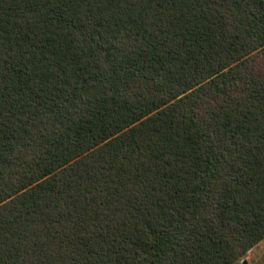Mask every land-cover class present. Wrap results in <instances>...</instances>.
<instances>
[{
	"label": "trees",
	"instance_id": "trees-1",
	"mask_svg": "<svg viewBox=\"0 0 264 264\" xmlns=\"http://www.w3.org/2000/svg\"><path fill=\"white\" fill-rule=\"evenodd\" d=\"M263 240L264 0H0V264Z\"/></svg>",
	"mask_w": 264,
	"mask_h": 264
},
{
	"label": "rangeland",
	"instance_id": "rangeland-1",
	"mask_svg": "<svg viewBox=\"0 0 264 264\" xmlns=\"http://www.w3.org/2000/svg\"><path fill=\"white\" fill-rule=\"evenodd\" d=\"M235 264H264V240L252 248Z\"/></svg>",
	"mask_w": 264,
	"mask_h": 264
}]
</instances>
